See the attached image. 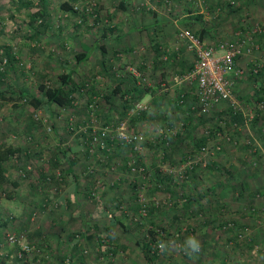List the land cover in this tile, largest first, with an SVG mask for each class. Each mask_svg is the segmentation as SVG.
Returning <instances> with one entry per match:
<instances>
[{
    "label": "rangeland",
    "instance_id": "obj_1",
    "mask_svg": "<svg viewBox=\"0 0 264 264\" xmlns=\"http://www.w3.org/2000/svg\"><path fill=\"white\" fill-rule=\"evenodd\" d=\"M66 1L72 3L77 12H68L62 8L61 4ZM256 2L259 3L255 7L250 6L252 11L247 7L244 11L242 9L238 13L231 14L229 20L231 26L235 22V17L241 16L236 22L242 28L232 30L229 35H232L231 37H223L219 40H233L242 35L245 38L249 37V48L251 50L243 54V65H248L247 62H251L252 59L264 61V0H256ZM110 3L113 4L114 1L45 0L43 8L41 0H0V70L3 71V75L0 76L1 91L7 90L8 92L10 89L20 87L25 88L27 93H33L36 91L39 80L53 84L58 81L59 73L69 69H72L73 79L85 82V87H81L80 91L75 92V101L72 107L57 105L34 107L28 99L18 97L16 94L11 98L8 93L0 95V136L23 147L32 146V144L35 147H41L43 149L41 155L45 159H47L48 154L50 155L55 150L57 138L62 136L64 137V145L67 142L69 143V147L75 152V156L80 159V163L86 159L82 131L85 132L91 125L93 132L97 130L102 132L104 130L105 135L109 137L108 145L106 143H104V146L101 145L104 149H97L95 143L89 146L91 152L87 158L89 159L87 160L88 166L84 168V173L80 171L81 165L76 167V170L79 173L81 172L80 175H82L80 182H78L80 187L85 183L86 177L90 173V168L93 169V175H98L97 178L99 180L96 181L92 194H96V199H100V202H98L100 210L96 208L98 206L96 205L91 213H86L83 210L86 201L84 198L76 196L77 191H74L76 188L75 183L72 181L65 184L62 189L63 193L59 197H52L49 203L56 208L44 209L39 214L38 225L43 228V236L41 235L38 238L39 252L36 256L34 254L33 248L35 244L33 241L29 240L27 236L18 235V232H16L21 219L25 218L29 213L28 209H26L28 208L27 202L32 200L33 197H27L28 191L21 187L17 192V197L0 198V211L8 210L16 217L15 221L11 222L5 229L10 235L17 237L16 239H19L18 242L21 245L27 244L29 247L25 254L28 264H41V256L46 257L49 254L51 245H55L56 241L58 242L57 234H64L66 229L76 230L80 227L84 231L88 220L91 222L96 220L100 225L108 224L109 216L106 215L107 212L105 210H102L103 204H107L112 208L113 205L120 202V210L117 215L124 223L129 224L132 215L134 220H138L137 213L132 212L133 208L139 210L142 202H145L146 212L143 217L145 224L148 225V219H153L160 223L167 213L157 210L149 215L146 201H151L158 207L160 205L162 211L164 209L171 214V208L174 206L173 201L177 200V196L158 189H155L154 192H149V187L154 184L152 182L156 181L151 178V175H145V164L150 167L149 170L151 171L153 163L157 162L163 172L180 178L182 175H178L179 167L189 155L192 156L188 154V148L186 147L188 144L183 145V151H186L187 155L186 157L183 156L182 160H179V155L176 153L178 151L173 150L172 156L166 159L163 158L165 149L163 147L166 145L161 143V139L163 137L166 139V135L172 136L181 133L185 135V139L191 140L193 136L201 135L204 132L207 133L209 124L213 123V121L204 123L199 121L198 117L200 114L198 112L194 115L189 113L192 97L195 94H188L184 97L183 104L180 102L182 105L176 104L174 100L173 102L169 101L168 99L170 98L163 94V97H161L162 105H160L162 106L160 107L162 111L159 112L157 108L154 109L153 106L155 104L145 98V93L142 90H145V78L151 84H154L158 78L155 77L153 69L145 68V63L139 64V62L135 61L134 56L132 58L128 57L124 61L120 58L121 55H117V52H115V57L117 56V58L114 57L113 61L108 60L107 70L102 69L101 62L93 60L94 55H97L100 51L98 49L97 53H94V51L90 52L91 57L89 59L76 60L75 52L81 51L80 46L84 42L83 40L91 43L104 30L113 28V31L108 32L107 30V32L108 34H116V38L108 39L106 42L108 44L111 43V46L115 48L138 46L139 48L135 49L136 52L133 53L136 54V58L144 56L145 61V51H143L145 37L141 34V29L137 31V26L141 22L135 19L132 13L127 12L126 9L117 7V10L110 11ZM226 3V6L231 10L230 6L233 4H230L228 0ZM244 6L246 7V5ZM81 9L88 10V14L85 13V18L79 15ZM253 15L256 17L253 18ZM41 18L43 22H40ZM246 24H250V28H244L247 27ZM255 28L259 29L258 32L263 34L262 50L260 44L253 40V35H251L252 30ZM215 41L212 43H215ZM105 45L107 46V44ZM6 46L15 55V58L10 60V62H8V56L4 52V47ZM107 50L110 49L107 48ZM120 52H124L122 54L127 56L131 54L122 50ZM99 55L103 54L100 53ZM107 56L109 55L107 54ZM190 67L188 69H175L170 66L161 67L166 76L161 80L164 83L161 84L160 82L159 93L170 91V95L176 98L177 93L183 91L182 89L187 87V83L191 82L185 80L177 81L174 77L185 73ZM171 70L173 71L171 72ZM156 71L158 69L154 70V72ZM170 74H172L171 80L169 79ZM134 79H136L137 89L132 87ZM118 87L121 89L131 87L132 90L130 94H127L129 97H133L132 106L123 115H120L122 102L119 97L121 91L118 90ZM104 94H108L109 97L104 99L102 97ZM26 97L28 98V96ZM137 103H141L143 106H136ZM240 104L245 108V115L248 119L247 123H245L246 126L234 125L229 131L225 129L221 133L209 134L206 145L210 149H214V151L206 154L196 151L198 157L201 155V159L194 164V167L202 164L200 168L197 167L196 169L199 173L198 177L202 181L198 180L195 183L197 185L194 183H190V185L194 188L196 186V189L198 187L213 186L209 189L207 198L203 197L201 199L202 205H210V203L212 205L211 199H213V196L223 191V203L232 208L245 211L248 207L246 192L239 194L237 188L231 187L234 183H239L245 178L251 183H253V178H255V182H263L261 180L262 175L253 178L248 177L251 175V170H247V166L256 167L259 161L264 162V122L260 125L258 124L259 122H253L254 112L252 111V116H250L249 109L242 102ZM262 104L263 106L259 107L261 109L260 113L264 112V103ZM222 106L225 105L222 104ZM139 111H146V114L144 113L142 116L133 119V116L136 115L135 113ZM153 113L154 115H150ZM188 115L189 117H185ZM214 117L217 116L215 115ZM188 118H193V123L197 124V126L193 124V127H188L190 128L189 131H187L188 128H184ZM216 121H218L217 118ZM221 139H225L223 143L228 147L227 155L220 153L223 150H221L220 146L219 149H216V146L220 145L217 141H221ZM255 144L259 148L255 147ZM175 157H178V159ZM220 160L223 164H221L220 168H216L215 172L211 168H207L206 165L209 162ZM224 173L229 175H222ZM256 178L259 180H256ZM130 181L137 183L134 193L131 190ZM246 187H249V184H246ZM213 188L214 191H212ZM180 190L181 188L176 193H181ZM184 191L188 190L184 189ZM63 194L66 200L70 194H75L73 196L78 199L77 206L79 208H71L73 206H69L68 200L65 201L64 196H62ZM78 195L82 196V194ZM237 195L239 196L236 197ZM32 203L33 201H31ZM196 205H198L196 209L199 210V203H196ZM253 205L264 209L262 208L264 206V197L257 193ZM179 207H181L180 204ZM186 215L184 213L183 217ZM241 215L236 218L241 219L242 217L246 221L247 226L238 231V248L231 250L230 246L225 245L229 241L230 230L228 228L221 230L215 227L208 231L205 225L202 224V227L198 226L195 231L192 230L193 233L190 236H195L200 241V244H202L204 239L207 245L203 243V247L206 246V249H208L207 247L210 248L211 253L209 255L211 256L207 258V254H203L201 256L202 259L199 260L198 255L187 256L182 250L178 249L177 246L182 244V240L178 237L176 231H172V227L169 228L167 226L168 230L164 234L163 239L157 241H173L174 243H171L168 250L163 252L161 260L165 264H199V262L208 264L209 260L217 259V257L212 256V254L214 255L213 249L215 248L219 252L221 248L219 254L229 252L232 264H264V214L254 218H250L248 213ZM202 219L203 215L198 214L193 219L187 218L186 220L191 221L192 226L198 222L197 226L202 223ZM119 225L118 222L113 224L112 233L114 237L119 239V242L128 241L130 247L129 255L125 256L124 252H120L117 255H110L108 258L103 257L102 263L98 262L100 260L98 257L94 259V256L84 255L83 261L85 264H108L109 262L111 264H144L140 249L134 244L135 235L132 233L133 230H123ZM85 233L80 235L81 244L85 245L89 252L94 242H92L93 238H86L84 236ZM251 234L255 240L247 244L245 242L242 243V238L245 237L247 239V236ZM78 237L76 236L75 239ZM74 241L77 240L72 242ZM109 242L110 240H108ZM234 242L237 244L238 240H231V243L229 242L228 244L232 245ZM225 246L229 248L228 251ZM1 247L0 253L4 251L3 247ZM78 259H74L72 264H78ZM8 264L20 263H16L11 256L10 259L8 258ZM65 264H71L70 260L66 259Z\"/></svg>",
    "mask_w": 264,
    "mask_h": 264
},
{
    "label": "trees",
    "instance_id": "obj_2",
    "mask_svg": "<svg viewBox=\"0 0 264 264\" xmlns=\"http://www.w3.org/2000/svg\"><path fill=\"white\" fill-rule=\"evenodd\" d=\"M237 2L230 6L231 10L230 12L237 13L240 10L244 9V2H241L242 0H236ZM43 3L42 6L44 8L45 0H41ZM62 8L66 9L68 12L75 13L77 12L76 9H74V6L69 1L63 2L61 4ZM81 12L79 15H81L82 18H85V13H87V9H81ZM36 16V15H35ZM241 17V16H240ZM43 22L42 18L40 22ZM82 22V21H81ZM247 27L244 28H250V24H246ZM242 28V27H241ZM108 32L113 31V28H108ZM107 30H104L102 32V37L105 38L108 35ZM259 29L252 30L251 35H253V40H255L257 43L260 44L261 50L262 47V41H263V34L258 32ZM197 34V33H196ZM201 39L204 37L202 34H197ZM240 38H244L243 35L240 36ZM248 46H250L249 41L247 42ZM4 52L6 56H8V62L10 60L15 58V55L12 54V52L9 50L10 48L8 46L4 47ZM99 49L101 50V53L103 54V60L101 61V67L103 70H107V63L108 60L106 59L107 56V48L105 46V43L101 44L99 46ZM252 52V51H251ZM114 55L116 54L113 52ZM247 53L246 50H243L241 54H239L237 57H235V62L238 66L242 67L244 69L242 74L234 75L233 73H229V76L232 80V90L238 100V102H242V104L253 111V117L255 123L259 122L258 124H262L264 122V112L260 113L261 109L258 107V103H264V61L260 59H255L251 62H247L248 65H243V61H240L241 58H243V54ZM161 54V53H160ZM159 54V55H160ZM264 54V53H263ZM88 56V53L84 50L75 52V58L76 60H83ZM242 60V59H241ZM155 64V63H154ZM248 66V67H247ZM257 67L256 71H253V67ZM156 68H153V73ZM162 78L158 79L153 85L148 84L147 79L145 78V90L143 93L150 92L153 94L152 99H150L151 102L155 104L153 108H157L159 112H161L162 106V99L163 94L165 96V92L159 93L158 88L160 87V82L162 79L165 78L166 73H162ZM3 75V71L0 70V76ZM136 79L133 80L132 87L137 89V85L135 83ZM192 83V84H191ZM187 83L189 86H191V91L195 89L196 83L191 82ZM121 84V83H120ZM247 85V86H246ZM136 86V87H135ZM81 87H85V82L83 80L76 81L72 78V69H69L65 72H61L58 74V81H56L53 84H48L42 80H39L36 86V91L33 93H27L25 88H16V89H10V91L7 92V90H0V95H3L4 93L10 94V98L13 95H17L18 97H21L24 99H28L29 102L34 107H44V106H51V105H57L61 107H72L74 106L75 101V92L80 91ZM140 88V87H139ZM16 90V91H15ZM118 90L121 91L119 97L121 98L122 102V109L120 111V115H123L127 109L132 106L133 97H129L127 94H130L131 87L130 88H124L121 89L118 87ZM186 92V91H185ZM184 91H180L177 93V97H173L172 99H168L169 101L177 104H183V99L186 97V93ZM103 94V93H102ZM196 94H197V87H196ZM28 96V98L26 97ZM104 99H107L109 96L108 94L102 95ZM195 97V96H194ZM197 97V95H196ZM177 99V100H176ZM102 101V100H100ZM181 102V103H180ZM181 104V105H182ZM224 104L225 106H222ZM263 106V104H262ZM215 107V108H214ZM213 107V110L208 113H199L200 116L198 117L199 121L209 122L213 121V123L209 124V128L207 133H203L201 135H196L195 137L190 139H185V135L181 133H177L176 135L168 136L166 135V139L163 137L161 139V143H164L166 146L163 147L164 149V155L163 158H169L172 156V150L178 151L176 152L179 156V160L183 159V156L186 157V151H183V145L188 148V154H194L196 151L200 150V147L202 145H206L208 135L213 133H221L225 129L228 131L231 130L234 125L238 126H246L245 123H247V117L244 115L242 110L239 109H233V106H231L227 102H221L218 103L216 106ZM220 109V110H219ZM245 109V108H244ZM196 112H198V106L197 101L191 102L189 113L194 115ZM146 114V111H139L135 113L132 118L135 119L142 116V114ZM150 115H154L150 114ZM217 117H214V116ZM185 117H189L185 116ZM216 118L218 121H216ZM262 121V122H261ZM184 128L193 127L195 124L193 123V118H188L186 120ZM207 126V125H206ZM91 125L88 129L85 130V132L82 131V138H84L85 142V158L83 162L80 163V159H78L77 156H75V152L72 150L71 147H69V143L67 142L66 145H64V137H58L57 138V145L55 147V150L49 155L47 159H45L41 154L43 153V149L41 147H35L33 144L28 146H20L16 145L12 142L7 141L5 138L0 136V198H14L17 197V192L20 190L21 187H24V190L28 191L27 197L32 198V200H29L27 202V206L29 213L27 216L23 219H21L20 224L17 226V234L23 236H27V238L35 244L34 254H38L39 252V240L40 236H43V228L38 225L39 223V214L42 210H46L47 208H53L50 203L52 197L54 196H60L63 191V187H65V184H68L70 182H74L76 185V188L74 191H77L76 196H80L81 198H84L86 201V204L84 205L83 210L86 213H91L96 205H98V202H100V199H96V194H92L95 186L96 181L99 180L97 178L98 175L92 174V168L89 169L90 173L86 177V181L83 184L82 187H80V173L83 171L84 168L88 166L87 159L90 155V148L89 146L93 143H95V146H97V149H104L102 146H104V143L108 145L109 137L105 135V132H101L99 130L93 132L94 130H91ZM190 128L187 129L189 131ZM258 131V130H257ZM178 132V131H177ZM231 136V135H230ZM167 141V143H166ZM219 142V146L221 147V154L224 155L227 154L228 147L225 146L223 142H225V139H221ZM227 142V141H226ZM68 144V145H67ZM252 146V145H251ZM255 147L258 145L255 144ZM92 147V146H91ZM259 148V147H258ZM220 151V150H219ZM218 152V151H217ZM184 153V154H183ZM247 154V153H246ZM178 157H175L178 159ZM172 161V160H171ZM223 164L222 161H212L209 162L206 166L207 168H211L214 172L216 168H220ZM250 164V163H249ZM78 165H81L80 173L76 170V167ZM202 164L198 166H193L192 168H187L182 176L178 178L175 175L172 174H166L160 169V166L156 163H153L151 171L149 170L150 167H148L145 164V175H151V178L155 180L151 187H149V192H154L155 189H158L159 191H166L171 195H176V199L173 201V207L171 214H169L166 210L161 209V206L159 207L155 205L151 201H146L147 203V212L149 215H151L153 212H156L157 210L160 212H166L167 214L165 217L161 219V222L158 223L157 221L153 219H148L147 224L143 221V217L145 215H142L137 208H133V213H137L138 220L130 218V223H124V221L117 215V212L120 210V202L118 204L113 205L112 208L107 205H102V210H105L107 212V216H109V223L108 224H99L96 220L93 222L89 221L86 223V226L84 227V231L79 227L76 230H69L66 229L64 234H57L58 242L56 241L55 245H51L49 254L46 257L41 256V264H65V260H70V263L72 264L74 259H78V264L84 263V255H91L95 258H99V263L103 262V257L108 258L110 255H117L120 252H124L125 256H128L130 252L129 243L127 242H119V239L117 237H114L112 233V227L115 222H118L119 227L123 230H133L132 233L135 235L134 244L140 249L141 257L144 261V264H165L162 260V253L161 251H157L153 248V244L157 240H161L164 237V234L167 232V226L169 228L172 227V231H176L178 233V237L182 240L181 243L183 244L186 237L190 236L193 231L196 230L198 226L202 227L201 225H205V228L212 230L213 228L224 230L228 228L230 230V235L228 236L229 241L225 243V245L230 246L231 250H234L235 248H238L239 246V239H238V231L242 230L246 225V221H244L241 217V219L236 218L237 216H242L241 214L248 213L250 218H254L256 216H261L264 214V209L257 208L253 204L256 199V194L259 193L261 196L264 197V163L259 161L257 163L256 167H253L251 165L247 166V170H251V175L248 177H258V175H262V181L263 182H255V178H253V183L248 181L247 178L243 179V181H240L239 183H234L231 188H237L239 191V194L245 193L248 196L246 201L248 207L243 211L242 209L238 208H232L230 206H227L225 203H223L222 192L218 191V194H215L213 196L212 205H202L201 199L203 197L207 198V193L209 192V189L213 186H208L204 188L198 187L196 189L193 186L190 185V183H197L198 180L202 181L201 178L198 177L199 173L197 172V167L200 168ZM12 168V169H10ZM253 169V170H252ZM218 170V169H217ZM14 173V174H13ZM72 175L70 176V174ZM222 175H229L228 173H224ZM151 179V180H152ZM256 180H259L256 178ZM131 184V190L135 191V187L137 183L129 182ZM156 183V184H155ZM160 184V186H158ZM246 184H249V187H246ZM197 185V184H195ZM181 188V193L177 194L178 190ZM193 188V190H192ZM184 189H187L188 191H184ZM214 191V188L212 189ZM177 192V193H176ZM84 195V197H82ZM75 194H70L68 200L69 206H73L71 208H77L78 206V199L73 196ZM65 199V195L63 194ZM67 196V195H66ZM237 195L236 197H238ZM75 198V199H74ZM181 198V199H180ZM180 199V202H179ZM65 199V201H67ZM210 200V199H209ZM31 201L33 203L31 204ZM196 203L200 205L197 210ZM31 204V205H30ZM179 204L181 207H179ZM263 205V203H261ZM193 206V207H191ZM208 206V207H207ZM70 208V209H71ZM79 208V207H78ZM98 210L99 205L96 206ZM191 208V211H190ZM264 208V206L262 207ZM190 211V212H189ZM244 212V213H243ZM186 213L187 215L183 217V214ZM198 214L203 215L202 223L198 224L196 226L195 223L194 226L191 225V221H187V218L193 219V217L197 216ZM236 215V216H235ZM16 217L13 213L9 212L8 210H4V212L0 211V247H3V250L0 253V264H8V258L12 256V258L15 260L16 263L20 264H28V261L25 259L26 249L23 248L21 243L18 242L19 239H16L17 237H14V240H11L8 235H10L7 230L5 229L7 226L10 225L11 222L15 221ZM37 221V223H36ZM189 222V223H188ZM195 222V221H194ZM216 223V224H215ZM204 227V226H203ZM64 228V227H63ZM86 232V233H85ZM103 232V233H102ZM169 232V231H168ZM8 233V234H7ZM82 233H85V237L92 239V242H94L91 245V249L88 252L85 245L81 244V237ZM104 234V236H103ZM76 236L78 237L77 239ZM26 239V237H24ZM73 240H77L72 242ZM108 240L112 243H108ZM231 240H238V243L234 242L232 245L228 244L231 243ZM254 236L251 234L247 236V239L244 237L242 238V243L245 242L247 244L248 242L254 241ZM203 243L205 245L206 242L203 239V242L201 244V247H203ZM241 243V242H240ZM27 245V244H25ZM108 245V246H106ZM28 246V245H27ZM26 246V247H27ZM1 247V248H2ZM204 246L200 253L198 254V259L201 260V256L203 254H207L206 257L211 253L210 248ZM225 249L228 251V247L225 246ZM214 250L213 257H217L215 260H209L208 264H232L231 259L229 257V252L225 253L221 251V248L218 252V250ZM88 252V253H87ZM19 253H21L19 255ZM188 256V255H187ZM212 257V258H213ZM129 258V257H128ZM228 258V259H227ZM110 260V259H109ZM264 260V258H263ZM160 261V262H159ZM110 263V262H109ZM108 263V264H109ZM85 264V263H84ZM111 264V263H110ZM199 264H201L199 262Z\"/></svg>",
    "mask_w": 264,
    "mask_h": 264
},
{
    "label": "crops",
    "instance_id": "obj_3",
    "mask_svg": "<svg viewBox=\"0 0 264 264\" xmlns=\"http://www.w3.org/2000/svg\"><path fill=\"white\" fill-rule=\"evenodd\" d=\"M114 3H110V11L120 9H126L127 12L132 13L135 19H138L141 24L137 26V31L142 30V35L145 37V61L144 56H139L136 58L135 49L138 46H130L128 48L112 47L111 43L106 41L112 38H116V34H108L105 38L100 34L95 38L93 42H88L83 40L80 46V50H84L88 53V56L83 59L87 60L91 57L90 52L94 51L97 53V49L104 42L107 44L106 48L107 60L113 61L115 57L113 52H117V55H121L120 58L126 61V58L135 57V61L139 64L145 63V68H156L158 71L154 72L156 78L160 79L163 76V67H173L179 69H188L195 57L191 50H188L185 43L178 37V32L182 28H189L197 34H202L204 41L206 43H212L221 40L223 37L229 38L232 30H239L241 26H238L236 20L240 17H235V22L231 26L230 18L233 12L226 6L227 0H113ZM242 0L241 2H243ZM102 2V1H101ZM256 0H245L244 5L250 9V6L255 7ZM38 5V4H37ZM260 8V7H259ZM264 8V7H263ZM243 9V11H244ZM251 10V9H250ZM252 11V10H251ZM240 12V11H239ZM238 13V12H237ZM256 16L253 15V18ZM240 24V23H239ZM233 28V29H230ZM231 31V32H230ZM226 34V36H225ZM100 38V39H99ZM100 40V41H99ZM102 40V41H101ZM79 43V42H78ZM139 45V44H137ZM109 46V47H108ZM116 50V51H115ZM120 50L126 53H131L129 56L122 54ZM101 50L97 55H94V61L101 62L103 60V55H99ZM134 55H133V54ZM161 53V54H160ZM160 54V55H159ZM244 57V56H242ZM117 58V56L115 57ZM242 59V58H241ZM240 59V61H242ZM82 61V60H77ZM250 62V61H249ZM248 62V63H249ZM155 63V64H154ZM162 67V68H161ZM161 69V70H159ZM173 70H171L172 72ZM153 74V73H152ZM151 74V75H152ZM158 77H157V75ZM171 75L169 79L171 80ZM155 83V82H154ZM164 83L161 82V84ZM148 84H151L148 82ZM153 85V83L151 84ZM154 86V85H153ZM186 86V85H185ZM191 86L182 89L186 95L195 94V98L192 97L191 102H196V87L191 91ZM167 97L172 99L174 96L170 95V91L165 92ZM153 94L150 92L145 94V98L148 100L152 99ZM227 155V154H225ZM221 161V160H220ZM264 163V162H263Z\"/></svg>",
    "mask_w": 264,
    "mask_h": 264
},
{
    "label": "built area",
    "instance_id": "obj_4",
    "mask_svg": "<svg viewBox=\"0 0 264 264\" xmlns=\"http://www.w3.org/2000/svg\"><path fill=\"white\" fill-rule=\"evenodd\" d=\"M228 1L230 4H234L235 2V0ZM256 29L257 28L254 30ZM178 37L185 43L186 48L193 52L195 59L188 71L181 75H176L174 78L177 81L185 80L196 83L198 113L206 114L218 103L227 102L233 106V109L242 110L245 115L244 108L238 102L232 90V80L229 73H233L234 75L243 73L244 69L237 65L235 57L241 54L243 50H251L249 46L246 45L249 41V37H239L233 40L206 43L199 35L189 28L180 29ZM256 70L257 67H253V71ZM136 106L142 107L143 105L137 103ZM260 106H262V103H258V107ZM249 111V115L252 116L251 109H249ZM103 132L105 131L103 130L102 133ZM216 149H219V145L216 146ZM199 151L202 154H206L212 153L214 149H210L208 145H202ZM191 155L192 156L189 155L186 161L179 167L178 175H182L187 168H192L194 164L201 159V155L198 157L197 152ZM139 211L142 215H145V202H142ZM9 238L14 240L12 235H10ZM158 242L159 241H156L153 244V248L157 251H161L157 247ZM26 246L27 245L23 244L22 247L28 251L29 247ZM20 254L21 253H19V255Z\"/></svg>",
    "mask_w": 264,
    "mask_h": 264
},
{
    "label": "clouds",
    "instance_id": "obj_5",
    "mask_svg": "<svg viewBox=\"0 0 264 264\" xmlns=\"http://www.w3.org/2000/svg\"><path fill=\"white\" fill-rule=\"evenodd\" d=\"M174 243L173 241L165 242L159 241L157 247L161 250V252L167 251L169 245ZM179 250H182L185 255L194 256L198 255L201 251L200 241L195 236H188L185 238L183 244L177 246Z\"/></svg>",
    "mask_w": 264,
    "mask_h": 264
}]
</instances>
